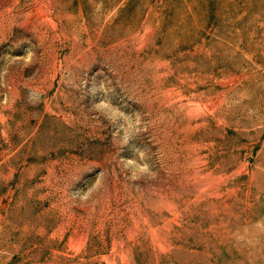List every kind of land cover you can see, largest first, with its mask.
<instances>
[{
  "label": "rangeland",
  "instance_id": "obj_1",
  "mask_svg": "<svg viewBox=\"0 0 264 264\" xmlns=\"http://www.w3.org/2000/svg\"><path fill=\"white\" fill-rule=\"evenodd\" d=\"M0 264H264V0H0Z\"/></svg>",
  "mask_w": 264,
  "mask_h": 264
}]
</instances>
